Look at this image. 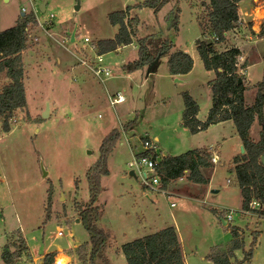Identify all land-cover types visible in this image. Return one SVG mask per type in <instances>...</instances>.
Instances as JSON below:
<instances>
[{
  "label": "rangeland",
  "instance_id": "rangeland-1",
  "mask_svg": "<svg viewBox=\"0 0 264 264\" xmlns=\"http://www.w3.org/2000/svg\"><path fill=\"white\" fill-rule=\"evenodd\" d=\"M43 1L0 0V31L13 26L24 13L33 12L37 18L36 24L29 25V45L23 54L27 107L14 113L10 131H4L0 123V264H6L2 258L6 250L16 256L13 255L11 264L28 262L31 259L28 245L38 254L49 243L54 249L66 248L70 241L86 243L82 253L87 255L91 248L87 243L89 234L83 223L77 221L81 206L89 201L86 172L98 160L103 138L114 128L122 129V137L110 161L111 173L102 177L98 200L106 213L100 225L113 233L109 246L116 253L114 264H127L126 259L118 257L122 246L119 248L117 241L126 243L134 235H140L134 234L133 229L147 233L146 229L150 232L169 225L177 229L186 264H216L212 255L217 249L226 250L230 246L234 226L243 230L244 245L235 251L232 262L264 264V219L247 214L252 211H242L239 184L226 158L216 166L213 163V168L216 167L213 185L196 187L188 180L177 185L178 179L164 192L147 189L138 170L131 174L133 169L129 166L137 156L135 152L143 148L146 137L154 140L159 136V154L187 151L181 150L185 143L179 124L185 105L183 92L188 91L201 103L203 112L209 98L203 83L212 73L205 69L196 47L197 39L202 38L198 22L206 20L209 0H171L159 12L150 7L131 9V14L140 18L137 37L166 38L174 43V48L194 53L197 65L190 84H202L197 90L198 100L186 85L166 81L167 54L160 58L158 71L150 80L142 81L149 66L125 78L121 73L123 65L138 57L136 41L103 53L106 63L113 67V75L116 74L105 81L81 62L93 56L92 43L112 38L117 32L118 26L110 22V13L142 0H46L45 10L41 11ZM177 9L180 22L175 32L171 20ZM258 13L263 17L264 10ZM240 28L234 31L235 41H219L217 47L239 45L244 52L254 48L257 53H264V38L253 46L249 42L255 39L247 37L253 36L251 22L244 21ZM85 37L91 42H85ZM253 70L255 81L261 79L264 73L261 65ZM155 79L161 82L162 92H155ZM3 83L1 80L0 87ZM107 88L110 91L121 88L127 100L113 107L109 100L112 92ZM46 110L48 115L43 116ZM136 115L137 122L123 130L124 124ZM174 126L177 135L168 136L167 132L173 131L169 128ZM224 131L236 132V126L226 124ZM127 136L132 137V145L137 144L138 148L131 149ZM230 141L233 142L232 137ZM213 168H208L206 174ZM214 210L232 211L233 218H223L229 227ZM140 223L152 228H141ZM59 230H63L62 236H58ZM255 231L258 238L252 246ZM251 249L250 257L247 252ZM81 262L89 264L87 260Z\"/></svg>",
  "mask_w": 264,
  "mask_h": 264
},
{
  "label": "trees",
  "instance_id": "trees-1",
  "mask_svg": "<svg viewBox=\"0 0 264 264\" xmlns=\"http://www.w3.org/2000/svg\"><path fill=\"white\" fill-rule=\"evenodd\" d=\"M171 0H142L126 9L110 13L109 19L113 25L118 26L114 37L100 40L96 43L97 52L103 54L116 51L123 45L138 43V57L124 65L128 72H134L150 66L157 57L169 55V72L172 75L187 74L194 65L190 53L175 49L174 43L166 38L154 35L137 37L140 18L131 14V9L150 7L159 12ZM240 0H209L206 3V20L200 19L199 25L202 35H209L210 40L197 39L196 47L207 70H214L215 76L209 81L212 88V107L206 120L201 121L197 115L199 104L188 91L183 92L185 108L182 119L183 125L191 133L206 130L209 126L226 120H233L237 132L242 139L244 152L233 158V168L242 196V210L252 211L264 217V75L256 84V96L252 105L246 103L245 92L248 86L245 76L239 71L238 60L241 50L231 47L220 51L217 42L226 38L227 32L237 27L240 22ZM180 9H177L171 20V27L175 32L179 30ZM36 15L32 12L19 17L16 23L0 31V123L4 131L11 130L10 119L14 113L27 107L25 88V65L23 52L29 45L28 28L36 24ZM215 37H218L216 40ZM242 66H246V63ZM239 79H242L240 82ZM138 120V116L126 122L131 127ZM262 129L260 138L254 140L250 136V129L255 121ZM122 137V129H112L102 140L98 160L86 172L89 187V201L81 206L78 219L83 223L89 234L90 251L86 256L82 250L86 243L78 246L76 252L79 259L89 264H113L107 256L110 244V232L101 227L100 219L104 209L98 203L102 192V177L110 173L108 159ZM213 153L208 148L189 149L178 155L166 154L158 160L155 169L161 178L162 187L187 175L195 183L207 184L202 169L213 168L211 158ZM259 202L258 208L251 206L252 202ZM223 219L226 211L214 210ZM229 227V225H227ZM233 234L230 246L226 250L217 249L212 255L216 264H241L232 258L237 249L243 248V230L232 227ZM258 231L253 232L252 246L256 245ZM127 264H186L179 234L174 225L167 226L156 232L138 237L122 245ZM55 252L46 254L43 264L54 261ZM14 255V254H13ZM13 255L4 251L2 258L6 264H11ZM252 256V249L247 252ZM14 257H16L14 255ZM99 261V262H98Z\"/></svg>",
  "mask_w": 264,
  "mask_h": 264
},
{
  "label": "crops",
  "instance_id": "crops-1",
  "mask_svg": "<svg viewBox=\"0 0 264 264\" xmlns=\"http://www.w3.org/2000/svg\"><path fill=\"white\" fill-rule=\"evenodd\" d=\"M239 7H240V12H241L239 26L240 27L244 26V21H250L251 22V29H252V32H253V36L252 35H248L247 37L248 38L255 37V39L253 41H249L250 43H253L252 44V46H253V45L259 43L260 39L264 38V15L262 17L258 13L259 11L264 10V0H240L239 1ZM239 26H237L234 29H232L229 32H227L225 40L231 39V41H235V39L233 38V36L235 35L234 31L239 29L240 28ZM261 27H263V28H261ZM75 38H76V36H75ZM202 38H204L206 40H210L208 35H206V36L202 35ZM240 42H241V40L238 43H240ZM231 47H233V46H231ZM231 47L219 48V50L223 51V50H226V49L231 48ZM237 47L240 48V50L242 52L241 56L239 57V60H238L239 61V64H238L239 71L244 74L245 82H246V84L248 86V89L245 92V100H246L247 104L252 105L254 103V101H255V96H256V91H257L256 84L263 79V75H264V73H263L261 79L255 81L253 68L259 64V65H261L262 69H264V53H261V54H260V52L257 53L256 52L257 50H255L254 48H251V49L248 48L249 50L248 51L246 50V52H244L242 46L238 45ZM174 49H177V48H174ZM182 50L190 53L191 56L193 57L194 65H193L192 70L189 73H187V74H178V75H172L169 72V70H168V74H166L168 80H166V81H170L171 80L175 84L179 83L181 85H186L188 87V90L198 100L197 90L199 89V87H202L201 86L202 84H200L199 86H198V84H196L194 82H193L192 85L190 84V82L193 81V80L191 81V76L194 74L195 67L197 65V58L195 57L193 52H190L187 49H182ZM252 53H254L256 55V57ZM23 54H24V52H23ZM253 57H255V59H253ZM159 62H160V59H159L157 65H155V67H153L152 71L146 73L145 79L142 80L143 82H144V80L145 81L150 80L151 77L157 73ZM245 63H246V66H242ZM125 64H127V63H125ZM123 67H124V65H123ZM111 68H113V67H111ZM168 69H169V66H168ZM139 70L144 71L143 69H139ZM207 71L209 73H212V74L210 76H208V78L203 83V87L206 88L209 98L207 99V102H206V105H205V107H206V111L205 112H203L201 103L199 104L200 109H199V113H198L197 117L201 121L206 120V118L208 116V112H209L210 108L212 107V94H213L212 93V88H211L210 84L209 85L208 84L205 85V83L209 82V80L214 78L215 72H214V70H207ZM121 73L126 78V77H130V75L133 74L134 72H132V73L128 72V71L126 72V70L123 68ZM25 74H26V70H25ZM115 76H116V74H114L112 77H115ZM153 85H154V90L157 89V90H155V92L156 91L162 92L163 89H162L161 82L159 80L157 81V79H155V82L153 83ZM119 90L121 91V88H116V90H112V91H110L107 88V91L109 93L112 92V94L117 92V91H119ZM112 94H109V95H112ZM249 94H250V96H249ZM126 100H127V98H126ZM184 108H185V105H184ZM182 115H183V112H182ZM258 123L259 122L256 120L253 123V125H252V127L250 129V136L254 140H258L260 138V131H261L262 127ZM179 124L182 125V134H183V141L185 143L184 144L185 146L181 147L179 145L178 148L181 147V150H186V149L189 150V149H197V148L198 149L208 148V149L212 150L213 154L215 153L218 156L219 161L217 163H215V166H216V164H218L221 161V159L226 158V160H228V162H229V168L232 170V168H233V158L236 155L241 153V149L240 148H241V146H243L242 139L239 136V134L237 132V129H236V132L232 131L231 134H227V132L224 131V125H226V124H230L232 128L235 127V123L233 122V120H226V121H222V122H219V123L212 124L206 130L199 131L198 133H191L189 128L183 125L182 116L180 118ZM169 129H172L176 133H174L173 131L169 130L167 132L169 134L168 136H170V134L171 135H177V130H175L176 126H174L173 128H169ZM231 137L233 138V142L230 141ZM125 139H126V142L129 143V145L131 144L130 147H131L132 150H135L134 147L138 148L137 144H134V146L132 145V142H131L132 137L127 136ZM154 140L156 141V143H159V136H155ZM118 147L119 146L117 144L115 146V148L113 149V151L111 152V154L109 156V159H108V165H110V161L112 159V156L118 150ZM141 150H143V148H141L140 151ZM140 151H137V152L134 151V152L138 153ZM166 154H169V153L165 152V153H162L161 155L163 156V155H166ZM215 166H214L213 170L210 172V174H206V170H207L206 168L202 169L204 175L209 178V183H207V185H213V175H214V171H215V168H216ZM109 169H110V173H111V168H109ZM110 173L108 175H106V176H109ZM182 180H188L189 184H192V185H194L196 187H198V184L202 185V183L191 182V180H189L187 177L186 178L183 177V178L179 179L175 184L178 185V183H180V181H182ZM177 185H175V186H177ZM168 186H170V184ZM167 191H170V190H167ZM212 191L213 192H217L218 190L213 189ZM239 191H240V194H241L240 187H239ZM170 192H172V191H170ZM147 197H149L148 194H147ZM241 200H242V196H241ZM241 206H242V202H241ZM243 212H246V211H243ZM247 214H253L255 217H258L259 220L264 219V217H261L260 215H258L255 212L247 213ZM105 216H106V213L104 212L102 217H101V219H100V222H99L100 224H102L103 221L105 220ZM77 221H78V219H77ZM222 221L224 222V219H222ZM226 223H224V224L226 225ZM140 227L141 228H152V227H147L146 225H144L142 223H140ZM163 228H165V227H163ZM104 229L109 230L108 228H104ZM140 230L141 229H139V228L138 229H133L134 234H140V235H134L135 237H131V239L129 241H131L133 239H136L138 237H142V236H145L147 234H150V233L158 231L156 229H155V231L150 229L152 231L148 232L149 229H146L145 231H147V233H145L143 231H142L143 233H141ZM110 234L113 236V233L110 232ZM117 243H119V248L124 244V242L121 243V242H118V241H117ZM79 245H80V243L77 244V243H74L73 241H70L69 245L66 248H56V249H54L53 245L51 243H49L48 245L45 244L43 246L44 248L41 249L42 252L41 253L38 252V254H36L35 251L33 250V248L30 245H28L29 253H30L29 256L31 257V259L28 262L23 263V264H36L37 262H40L39 264H43L46 254L51 253V252H55L56 253L55 256H54V261L51 264H60L59 261H60V259H62V257L59 258L60 256H64L66 258L65 263H62V264H72V263H74V264H83L81 262V260L79 259V256H78V254L76 252V248ZM107 253L109 255V258H110L111 262L114 264L113 254H116V253H114V251L112 249H110V246L108 247ZM118 257L120 259H122V258L125 259L124 253L122 251V247L119 250ZM58 258H59V260H58ZM18 260L20 262V260H22V258L19 257Z\"/></svg>",
  "mask_w": 264,
  "mask_h": 264
},
{
  "label": "built area",
  "instance_id": "built-area-1",
  "mask_svg": "<svg viewBox=\"0 0 264 264\" xmlns=\"http://www.w3.org/2000/svg\"><path fill=\"white\" fill-rule=\"evenodd\" d=\"M215 39L217 40L218 37H215ZM85 42H91L90 38L85 37ZM124 46L127 45H123L121 47ZM90 49L93 52V56H90L88 59L84 58L81 60V62H83V64L86 65L94 75L99 77L102 81H105L113 75V70L109 65H107L104 54L97 52L95 43H92ZM109 100L110 104L114 107L119 103H123L126 100V96L122 91L119 90L114 94L109 95ZM145 139L146 140L143 143V150L137 153V156L129 163V166L133 169V171L138 170L142 183L147 189L156 191L161 190L164 192L166 190L162 187L161 178L155 169V165L157 164L158 160L162 158V155L157 151L158 146L155 140H152L149 137H146ZM211 161L214 164L219 161L218 156L215 153L213 154ZM174 204L175 203H172L171 205L173 206ZM251 206L253 208H258L260 204L259 202L254 201L252 202ZM225 217L227 219L233 218L232 211L230 210L226 212ZM62 235L63 230H59L58 236Z\"/></svg>",
  "mask_w": 264,
  "mask_h": 264
},
{
  "label": "water",
  "instance_id": "water-1",
  "mask_svg": "<svg viewBox=\"0 0 264 264\" xmlns=\"http://www.w3.org/2000/svg\"><path fill=\"white\" fill-rule=\"evenodd\" d=\"M45 5H46V0H44V1L40 4V6H39V8H40L41 11H44V10H45ZM24 14H25V13H24ZM24 14H23V15H24ZM159 59H160V56L157 57L156 60H155L150 66H149L148 72H151V71H152L153 67H154L155 65H157ZM239 81L241 82L242 79H239ZM47 115H48V110H46V111L44 112L43 116H47ZM244 151H245V150H244V146H241V153H243ZM131 174H135V172L132 171ZM78 221H80V220L78 219ZM226 222H227V220L224 219V223H226Z\"/></svg>",
  "mask_w": 264,
  "mask_h": 264
},
{
  "label": "bare ground",
  "instance_id": "bare-ground-1",
  "mask_svg": "<svg viewBox=\"0 0 264 264\" xmlns=\"http://www.w3.org/2000/svg\"><path fill=\"white\" fill-rule=\"evenodd\" d=\"M65 261V258L60 259L59 263L62 264Z\"/></svg>",
  "mask_w": 264,
  "mask_h": 264
}]
</instances>
